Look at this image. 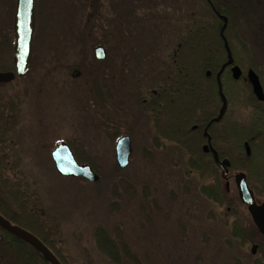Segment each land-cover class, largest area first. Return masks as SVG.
Segmentation results:
<instances>
[{
    "label": "rangeland",
    "instance_id": "rangeland-1",
    "mask_svg": "<svg viewBox=\"0 0 264 264\" xmlns=\"http://www.w3.org/2000/svg\"><path fill=\"white\" fill-rule=\"evenodd\" d=\"M40 1L32 74L7 92L19 105L14 140L20 170L59 225L70 256L77 264H111L94 241L95 229L104 227L112 233L120 228L142 264H239L240 257V264H253V245L243 254L218 210L199 194L197 180L184 174L182 152L152 145L150 121L139 105L161 76L187 12L203 10L200 2L44 0V18ZM15 5L0 0V72H10L13 62ZM103 39L106 61L73 78L75 65L92 63ZM120 130L132 141L124 170L113 142ZM67 141L94 156L98 183L57 173L51 153ZM229 190L228 199L243 213L233 183ZM255 241L262 242L258 235ZM261 247L264 256V242Z\"/></svg>",
    "mask_w": 264,
    "mask_h": 264
},
{
    "label": "trees",
    "instance_id": "trees-1",
    "mask_svg": "<svg viewBox=\"0 0 264 264\" xmlns=\"http://www.w3.org/2000/svg\"><path fill=\"white\" fill-rule=\"evenodd\" d=\"M198 1L203 10L187 12L184 31L178 35L175 48L162 63L161 76L156 79L154 88L140 99L139 105L150 121L152 145L156 149L173 145L182 152L184 174L197 180L199 194L218 210L223 227L230 231L243 254L250 246H255V235L259 236L262 242L257 244V253L251 252L250 256L253 264H264V256H261L264 238L253 224L247 208L240 203L244 210L241 213L228 199L230 190L226 185L233 183L237 194L235 176L245 174L256 202L264 203V101L257 100L244 78L249 70H253L264 92V64L255 59L258 56L264 59V0ZM35 7L37 36V0ZM219 15L228 19L224 36L232 52V66L242 72L235 80L232 66L224 70L221 82L227 109L221 121L208 129L220 160L230 162L227 174L217 167L210 153L203 152V146L207 144L204 130L222 108L216 75L228 60L220 34L224 23ZM98 46L108 51V42L104 39ZM6 68L15 72L13 62ZM208 72L210 76H207ZM19 81L17 78L15 82ZM12 85L0 84V216L36 237L61 264H77L67 251L59 225L41 207L20 170L14 140L19 105L16 97L6 94ZM10 115L14 118L10 119ZM129 134L120 130L114 135L113 142L116 144ZM67 142L76 161L90 166L99 175L94 156L79 150L72 141ZM246 144L250 156H247ZM236 200L240 202L238 198ZM209 217L216 218V215L211 211ZM2 235L0 264H50L29 242L5 230ZM94 241L98 251L111 264H142L120 228L112 233L97 227ZM229 243L232 244V240ZM240 259L235 258V262L240 264Z\"/></svg>",
    "mask_w": 264,
    "mask_h": 264
},
{
    "label": "water",
    "instance_id": "water-1",
    "mask_svg": "<svg viewBox=\"0 0 264 264\" xmlns=\"http://www.w3.org/2000/svg\"><path fill=\"white\" fill-rule=\"evenodd\" d=\"M207 1L210 2V0ZM219 17L224 23L220 34L224 42L228 60L216 75V80L218 84V94L222 101V108L218 117L212 120L204 130V137L207 139V144L203 146V152L205 154L210 153L217 167L222 172L227 174L229 171L230 162L228 160H220L217 151L213 148L211 144V137L208 134L209 127L213 123H219L227 109V100L223 93L221 77L224 70L227 67L232 66L234 63L232 52L224 36L225 30L228 25V19L220 15ZM13 31L15 36V43L13 48V64L15 68V73L0 72V84H9L13 82L16 78L25 79L30 73L33 58V44L36 31L35 0H16ZM94 56L96 60L102 62L107 57L106 50L102 46H99L94 50ZM232 73L233 78L235 80H238L242 76V72L238 67L232 68ZM79 75L80 73L78 71H75L73 74V78H77L79 77ZM210 75V72H208L207 76ZM247 80L250 83L253 90V94L255 95L257 100L263 102L264 92L258 75L253 70H249L247 73ZM195 128L196 127H194V129ZM245 147L247 156H250L249 146L246 144ZM115 152L116 163L118 167L122 170L127 169L130 165L132 156V141L130 137L124 136L120 138L116 143ZM51 158L57 173L62 177L82 179L92 184L98 183L100 181V176H98L90 166L80 165L76 161L72 149L66 142H60L56 145L54 151L52 152ZM235 184L241 203L247 208L248 214L253 224L264 238V203L258 204L256 202L254 194L247 183V178L245 174H237L235 176ZM226 185L229 188L230 184L227 183ZM0 227L3 228L5 231L29 242L43 254V256L50 264H61L59 260L36 237L18 227L12 226L1 216ZM1 241L2 237L0 236V244ZM257 248V245L252 247L251 252L253 255L256 254Z\"/></svg>",
    "mask_w": 264,
    "mask_h": 264
},
{
    "label": "flooded vegetation",
    "instance_id": "flooded-vegetation-1",
    "mask_svg": "<svg viewBox=\"0 0 264 264\" xmlns=\"http://www.w3.org/2000/svg\"><path fill=\"white\" fill-rule=\"evenodd\" d=\"M43 1L44 0H41L40 1V6H41V8L43 9V10H45V8H44V5H43ZM101 9H103V10H105L106 9V7H103L102 6V8ZM46 13V10L44 11V18L46 17L45 14ZM43 18V19H44ZM14 40H15V36H14ZM13 48H14V46H13ZM104 48V47H103ZM95 50V49H94ZM14 52V51H13ZM13 58H14V56H13ZM90 61H93L92 63H89V64H85L84 63V65H81V64H79V65H75V67L72 69V77H73V74H74V72L75 71H78L79 73H80V75H79V77L82 75V72H81V70H84L85 68H90L91 69V66L93 65V63L95 62V61H98V60H96L95 58L94 59H90ZM104 61H106V59L104 60ZM98 62H100V61H98ZM101 63H103V61L101 62ZM14 65V64H13ZM32 65H33V58H32V64H31V68H30V73H29V75L25 78V79H20L21 81H25V80H27V79H29V77H30V75L32 74V71H33V68H32ZM232 68H233V66H232ZM231 68V69H232ZM55 70V69H54ZM10 72H12V71H10ZM13 73H15V72H13ZM248 73V72H247ZM78 78V77H77ZM17 79V78H16ZM16 79L13 81V82H11V83H14L15 81H16ZM6 94H8V95H11V92H6ZM9 118L10 119H12V118H14V116L13 115H10L9 116ZM56 146V145H55ZM51 155H52V153H51ZM3 231H4V229L3 228H1L0 227V236L2 237V241H3V235H2V233H3ZM2 241H1V244H2ZM1 244H0V249H1Z\"/></svg>",
    "mask_w": 264,
    "mask_h": 264
}]
</instances>
